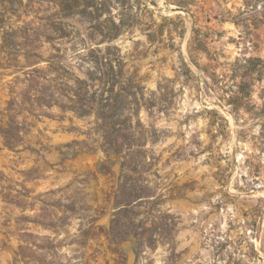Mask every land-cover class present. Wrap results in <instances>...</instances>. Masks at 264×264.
<instances>
[{
    "label": "rangeland",
    "instance_id": "obj_1",
    "mask_svg": "<svg viewBox=\"0 0 264 264\" xmlns=\"http://www.w3.org/2000/svg\"><path fill=\"white\" fill-rule=\"evenodd\" d=\"M99 2L106 26L126 24L112 42L79 15L61 18L60 0L0 1V264H137L134 241L108 234L121 166L105 151L96 117L21 95L26 60L3 48V32L30 21L44 25L33 44L80 75L76 52L118 47L144 93L127 141L145 150L140 176L179 223L173 249H147L138 264H264V72L244 106L221 100L239 81L238 58L264 60V0ZM254 19L263 23L249 31ZM54 20L66 35L49 38ZM193 24L208 34V51L195 55L200 68L187 50ZM209 63L216 81L203 69ZM11 118L14 149L1 131Z\"/></svg>",
    "mask_w": 264,
    "mask_h": 264
},
{
    "label": "trees",
    "instance_id": "obj_2",
    "mask_svg": "<svg viewBox=\"0 0 264 264\" xmlns=\"http://www.w3.org/2000/svg\"><path fill=\"white\" fill-rule=\"evenodd\" d=\"M0 1L13 5L15 2ZM100 4L99 0H60L58 14L61 18L81 16L89 23L90 30L94 29L102 36V42H112L122 33V27L126 24L122 20L116 22L109 19L112 27L106 26L107 20L100 21L102 11ZM261 23L263 22L259 19H254L245 25L250 31L251 26L258 28ZM62 24L63 20H54L52 27L54 29L47 34L49 38L53 37L52 33L66 35ZM43 26L42 23L30 21L19 25L18 28H4L3 48H18L26 60L20 66L25 86L21 95L29 100L37 96L38 99H42L40 103L46 107L57 106L62 110L73 111L79 117L90 115L96 117L105 151L116 154L121 166L114 196L115 210L108 234L116 242L129 239L134 241L137 264L147 249L153 250L159 244H169L173 249L179 222L173 214L162 208L164 194L154 190V186L147 180H142L140 176L139 158L145 154V150L137 147L134 142L127 141L129 134L127 132L136 128L131 112L139 116L140 101L144 98V93L141 87L134 88L131 76L126 74L125 61L119 48L110 44L103 48L85 46L84 54L76 52L78 63L84 69L83 75H80L73 66L53 58L54 54L48 56L44 54L41 50L42 44L39 43L42 39L40 35ZM21 30L27 32L26 36L23 35L21 40H14L10 44L8 41L10 35ZM191 31L193 36L188 40L187 50L190 59L200 68L195 55L208 51V34L195 24L191 26ZM180 33H185V27ZM88 38L92 40L93 36L88 34ZM35 41H39L36 46L33 44ZM263 63L264 60L259 56L238 58L233 66L240 73L239 81L234 80L229 89L224 90L227 96L223 94L221 100L229 104L233 110L244 106L247 98L251 97L254 81L263 76L264 69L260 67ZM203 69L213 81L219 78L217 72L212 69V64H207ZM13 120L11 118V123L1 130L5 144L10 149L17 146L10 137V132L14 129ZM136 121H138L136 125H141L139 118ZM130 161L133 164H129Z\"/></svg>",
    "mask_w": 264,
    "mask_h": 264
}]
</instances>
